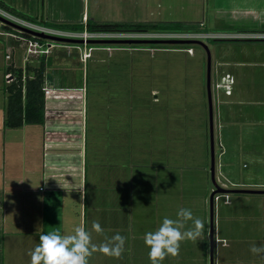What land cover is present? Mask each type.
I'll return each instance as SVG.
<instances>
[{
    "label": "crops",
    "instance_id": "0c3cea01",
    "mask_svg": "<svg viewBox=\"0 0 264 264\" xmlns=\"http://www.w3.org/2000/svg\"><path fill=\"white\" fill-rule=\"evenodd\" d=\"M4 1L41 19L68 22H84L87 16L99 20L178 19L201 27L212 26L218 10L229 13L224 11L229 9L236 15L264 14V0H44L43 13L20 7L17 0ZM209 4L211 13L205 11ZM129 5L134 8L128 12L131 15L116 16L119 7ZM257 25L262 27L263 23ZM256 29L228 25L214 31L264 32V28ZM251 38L260 40L235 43L239 44L234 47L235 53L225 58L220 48L210 75L219 184L227 188L264 189V37ZM64 46L68 45H60ZM21 62L12 65L24 68ZM46 66L45 82L61 87L60 95L45 98L42 123L20 126L4 124L9 83L4 74L10 66L3 71L0 88L3 86L6 93L0 94V264H30L29 252L39 243L41 233L58 229L69 234L81 224L97 245L115 233L126 237L120 259L96 252L89 264H150L145 233L155 231L164 217L176 219L179 209H189V164L173 160L170 116L167 121L166 114L162 118L143 107L131 121L104 106L89 114L87 102L81 99L82 86L60 84L56 76L52 83ZM159 99L149 94L144 102ZM228 194V200L224 195L213 200V264H264V253L250 250L253 246L264 248V192ZM203 202L205 211L196 212L205 222V238L196 243L182 242L179 256L166 258L163 264L195 259L208 264L210 208L208 215L206 196ZM93 221L101 225L103 234L92 231Z\"/></svg>",
    "mask_w": 264,
    "mask_h": 264
},
{
    "label": "rangeland",
    "instance_id": "374dc122",
    "mask_svg": "<svg viewBox=\"0 0 264 264\" xmlns=\"http://www.w3.org/2000/svg\"><path fill=\"white\" fill-rule=\"evenodd\" d=\"M17 3L20 7L27 6L28 8L36 9L40 13L45 12L44 0H17ZM211 8L212 6L209 4L205 7V11L211 13ZM0 9L4 10L1 7ZM258 9L257 12L260 13V9ZM119 10V15L115 13L116 16L131 15L128 12L134 10V8L129 5L125 9L119 7ZM137 10L140 13L141 9L137 8ZM224 11L229 13H225L222 10L216 12L218 20L214 19L216 21L212 23V26H201L198 28L200 30L213 31L225 29V26L228 25L241 26L245 30L254 28H258L256 30H263L262 28H264V20H258L260 17H264V14L260 16H253V14L248 13L236 15V13L230 12L229 9H224ZM230 15L232 16L230 17ZM251 17H255L256 21ZM260 23H263L262 27H258L257 24ZM2 24L5 23L0 20V29L4 31L5 28ZM1 37L4 38V41L0 38V66L2 64L0 68V86L3 82V71L7 69V66H10V70L13 72L12 63L21 65V58L24 53L23 45L21 44V47L18 46L22 42L19 37L13 38L6 34ZM199 39L207 44L210 51V75L214 62L217 59V54L220 53V48L223 47L222 53H224L223 57L225 58V55H230V53L234 52V47L239 45L237 44L236 46L235 43L245 42L238 40H215L210 37ZM67 43L69 44L68 46H55L52 48L50 62H46L48 79L53 83L56 76L60 84L69 86L81 85L80 93H83L81 99L83 102H87L89 114H93L98 110L101 111V106H104L105 110L124 115L126 119H130L131 121L134 115H136L137 110L143 107L147 110L150 109L151 111L158 112V116L162 115V118L166 114L167 121L170 116L169 122L173 127V160L182 159L189 164L187 168L189 177L188 208L192 211L194 218H200L196 210L205 211L203 197L206 196V210L209 215V195L214 188V183L209 170L210 150L206 85L207 53L205 47L199 42L125 43L121 45L114 43H92L94 45L92 48H88V45L84 44L75 47L74 43ZM6 45V49L8 47L14 48L13 58L5 57L6 50L4 46ZM188 46L193 48L191 53L185 49ZM84 51L90 52L89 56L85 59L83 56ZM238 54H242V52ZM32 57L26 63L36 65L38 61ZM55 66L58 67L55 68ZM211 81L210 90L212 91ZM3 93H6V90H3L2 86L0 94ZM149 94L158 95L160 97L159 101L155 103L144 102V99ZM110 96H115L116 98H110ZM212 107L214 110L213 99ZM214 135V176L216 182L219 183L221 176L217 166L219 147L216 139V130ZM200 166H204L205 168L203 169ZM218 202L219 200H217L216 204ZM183 264L204 263L195 259V261ZM208 264H210V253Z\"/></svg>",
    "mask_w": 264,
    "mask_h": 264
},
{
    "label": "clouds",
    "instance_id": "9594fccd",
    "mask_svg": "<svg viewBox=\"0 0 264 264\" xmlns=\"http://www.w3.org/2000/svg\"><path fill=\"white\" fill-rule=\"evenodd\" d=\"M176 216V219L164 217L155 231L145 233L143 239L149 249L150 264H163L166 258L178 257L184 241L196 243L205 238V222L194 218L190 209L181 208ZM189 221L191 227H188ZM92 231L103 234V228L96 221L92 223ZM125 244L126 237L115 233L97 245L92 241L91 232L82 224L75 226L69 234H62L57 229L39 235V243L29 252L30 264H89L90 257L96 252L120 259ZM250 250L254 254L264 253L262 247L253 246Z\"/></svg>",
    "mask_w": 264,
    "mask_h": 264
},
{
    "label": "trees",
    "instance_id": "16d2710c",
    "mask_svg": "<svg viewBox=\"0 0 264 264\" xmlns=\"http://www.w3.org/2000/svg\"><path fill=\"white\" fill-rule=\"evenodd\" d=\"M0 7L4 10L30 21L66 30H121V31H197L196 22L184 20H99L87 16L82 21H55L41 19L21 11L14 6L0 0ZM6 31H11L26 37L39 38L29 33L19 31L8 24H2ZM40 39V38H39ZM216 40V38H214ZM224 39V38H222ZM41 40V39H40ZM227 40L251 41L260 38H233ZM264 40V39H263ZM94 46L93 44H87ZM48 57V56H47ZM46 56L39 55L36 65L25 64V67H13L14 77L6 84L8 90L4 124L6 126H20L23 123H42L44 120V95L42 85L45 82ZM11 68V67H8ZM9 70V69H8ZM24 70V78H23ZM30 72H32L30 74Z\"/></svg>",
    "mask_w": 264,
    "mask_h": 264
},
{
    "label": "built area",
    "instance_id": "2783aa9c",
    "mask_svg": "<svg viewBox=\"0 0 264 264\" xmlns=\"http://www.w3.org/2000/svg\"><path fill=\"white\" fill-rule=\"evenodd\" d=\"M4 11V10H3ZM9 16L4 15L8 17L9 19L32 29L42 31L47 34L52 35H62V36H69V37H78V38H203V37H210V38H238V37H264V32H242V31H236V32H227V31H121V30H94V31H88L86 29L82 30H66V29H59L52 26H47L38 22L30 21L25 18L19 17L17 15H14L8 11H5ZM84 17V22H85ZM20 31V30H19ZM2 33L10 36V37H19L22 40V45L24 48V53L22 56L23 64L28 62L31 58V56L37 58L39 55L48 56L51 52L52 48L55 46L60 45H69L67 42L59 41L51 38H44L37 36L39 38H33V37H26L19 35L17 33L11 32V31H1ZM33 35V34H31ZM36 36V35H34ZM81 44L87 45L90 43H74L75 47H79ZM92 44V43H91ZM114 44H125V43H114ZM130 44V43H127ZM93 46H88V48H92ZM108 47V46H107ZM187 52L191 53L193 51V48L191 46H188L185 48ZM11 48H7L5 51V57L10 58ZM90 52L84 51L83 56L84 59L89 56ZM32 57V58H33ZM4 77L6 78L7 82H10L14 74L11 70H7L4 74ZM23 78H24V70H23ZM61 87H55L50 86L46 84V82L42 85L44 100L45 98L51 97V96H58L59 90ZM212 94V91H211ZM213 99V94H212ZM43 185L40 186V189H43ZM220 195H224L225 200H228V192L214 193V200H216Z\"/></svg>",
    "mask_w": 264,
    "mask_h": 264
},
{
    "label": "water",
    "instance_id": "95a60500",
    "mask_svg": "<svg viewBox=\"0 0 264 264\" xmlns=\"http://www.w3.org/2000/svg\"><path fill=\"white\" fill-rule=\"evenodd\" d=\"M0 20L8 25H11L14 28L19 29L20 31L33 34L36 36L51 38L64 42L71 43H157V42H167V43H191V42H199L201 43L207 53L206 59V85H207V98H208V124H209V150H210V176L214 183V188L210 192L209 195V206H210V264H213V196L214 193L219 192H264V189L260 188H252V187H233L227 188L221 186L216 182L214 176V167H215V155H214V131H213V107H212V95L210 90V51L206 43H204L200 39L195 38H78V37H69L62 35H52L47 34L39 30H35L26 26H23L8 17L2 15L0 13ZM81 20V19H80Z\"/></svg>",
    "mask_w": 264,
    "mask_h": 264
},
{
    "label": "bare ground",
    "instance_id": "6f19581e",
    "mask_svg": "<svg viewBox=\"0 0 264 264\" xmlns=\"http://www.w3.org/2000/svg\"><path fill=\"white\" fill-rule=\"evenodd\" d=\"M0 13L9 16L5 11H3L2 9H0Z\"/></svg>",
    "mask_w": 264,
    "mask_h": 264
},
{
    "label": "flooded vegetation",
    "instance_id": "af4514ba",
    "mask_svg": "<svg viewBox=\"0 0 264 264\" xmlns=\"http://www.w3.org/2000/svg\"><path fill=\"white\" fill-rule=\"evenodd\" d=\"M226 39H228V38H226Z\"/></svg>",
    "mask_w": 264,
    "mask_h": 264
}]
</instances>
